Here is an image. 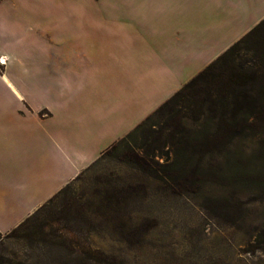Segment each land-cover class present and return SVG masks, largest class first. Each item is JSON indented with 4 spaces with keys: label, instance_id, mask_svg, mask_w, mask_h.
I'll return each instance as SVG.
<instances>
[{
    "label": "crops",
    "instance_id": "0c3cea01",
    "mask_svg": "<svg viewBox=\"0 0 264 264\" xmlns=\"http://www.w3.org/2000/svg\"><path fill=\"white\" fill-rule=\"evenodd\" d=\"M88 1L0 0L2 235L264 19V0Z\"/></svg>",
    "mask_w": 264,
    "mask_h": 264
},
{
    "label": "rangeland",
    "instance_id": "374dc122",
    "mask_svg": "<svg viewBox=\"0 0 264 264\" xmlns=\"http://www.w3.org/2000/svg\"><path fill=\"white\" fill-rule=\"evenodd\" d=\"M242 46L233 68L251 66L261 50ZM210 104L178 107L127 140L148 171L127 141L106 151L0 234V264H264V145L198 132ZM177 179L183 191L171 187Z\"/></svg>",
    "mask_w": 264,
    "mask_h": 264
},
{
    "label": "trees",
    "instance_id": "16d2710c",
    "mask_svg": "<svg viewBox=\"0 0 264 264\" xmlns=\"http://www.w3.org/2000/svg\"><path fill=\"white\" fill-rule=\"evenodd\" d=\"M249 43L261 45L260 53L255 54L253 64L249 67H231V61L238 56L242 44ZM213 96L216 98L210 100ZM207 100L211 104L206 108V120L202 124V130L198 132L212 135L224 145L232 144L237 139L252 137H258L259 142L264 145V19L108 150L121 146L127 140L133 142L146 128L154 124L156 118L171 114L178 107H202ZM169 118L172 119L170 116ZM216 126L217 132L210 131ZM127 147L131 150L129 142ZM129 155L133 157L136 153L131 150ZM136 157L141 161L142 168L147 170L145 156ZM170 185L178 191L185 188V184L179 179L173 180Z\"/></svg>",
    "mask_w": 264,
    "mask_h": 264
},
{
    "label": "built area",
    "instance_id": "2783aa9c",
    "mask_svg": "<svg viewBox=\"0 0 264 264\" xmlns=\"http://www.w3.org/2000/svg\"><path fill=\"white\" fill-rule=\"evenodd\" d=\"M4 63H5L4 58L3 57H0V66L4 65Z\"/></svg>",
    "mask_w": 264,
    "mask_h": 264
},
{
    "label": "bare ground",
    "instance_id": "6f19581e",
    "mask_svg": "<svg viewBox=\"0 0 264 264\" xmlns=\"http://www.w3.org/2000/svg\"><path fill=\"white\" fill-rule=\"evenodd\" d=\"M6 60V59H5Z\"/></svg>",
    "mask_w": 264,
    "mask_h": 264
}]
</instances>
